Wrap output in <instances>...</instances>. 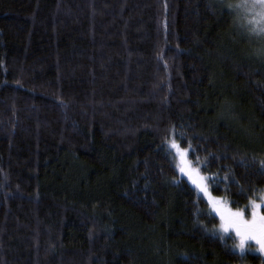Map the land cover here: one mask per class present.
I'll list each match as a JSON object with an SVG mask.
<instances>
[{"label":"trees","instance_id":"trees-1","mask_svg":"<svg viewBox=\"0 0 264 264\" xmlns=\"http://www.w3.org/2000/svg\"><path fill=\"white\" fill-rule=\"evenodd\" d=\"M230 1L0 0V264H264L166 148L234 210L264 189V64Z\"/></svg>","mask_w":264,"mask_h":264},{"label":"rangeland","instance_id":"rangeland-1","mask_svg":"<svg viewBox=\"0 0 264 264\" xmlns=\"http://www.w3.org/2000/svg\"><path fill=\"white\" fill-rule=\"evenodd\" d=\"M245 2L250 4L252 3V0H231L228 5L234 6L238 3ZM231 10L235 17L236 38L246 44V47H244L245 54L250 58V60L264 64V31H261V29H264V19H262L258 14L261 9L257 6L247 10L231 7ZM231 114L232 112L227 109V106L220 108V115L230 116ZM235 120L239 121L237 118H235ZM235 124L238 133H240L249 142L248 148L250 150L255 148L257 143L254 138L250 136L252 127H246L245 124L240 125V123ZM173 144H176L177 147H172ZM166 148L173 160L175 169L179 176L185 179L195 190L197 195L207 203L210 213L217 219L218 224L216 227V233L222 237H231L234 241V248L237 253L244 254L249 252L259 255L264 260V251H261L260 245L255 239H245L243 249L235 247V245L240 243V238L236 236V233L232 228H229L227 232L221 230L220 225L222 221L220 215H218L217 211L213 208L214 204L215 209H218L220 213H223L226 216L228 213L240 211L243 219L251 220L252 208L250 203H248L245 208L234 210L230 207L227 200L213 197L209 190L207 178L201 175L198 168L189 162L187 151L174 142L173 138L168 140ZM181 168L184 169V173H181ZM193 181H195V183ZM197 184L201 185V187H203L206 191H201V188L197 187ZM261 194H264V189L253 200L264 203V201L260 200ZM257 211L260 215H264V207L258 209Z\"/></svg>","mask_w":264,"mask_h":264},{"label":"snow or ice","instance_id":"snow-or-ice-1","mask_svg":"<svg viewBox=\"0 0 264 264\" xmlns=\"http://www.w3.org/2000/svg\"><path fill=\"white\" fill-rule=\"evenodd\" d=\"M259 6L261 11L258 13L262 19H264V0H252V3H238L236 5H229V7H235L240 9H251ZM264 31V29H261ZM172 147H177L176 144H173ZM261 167H264V162L261 163ZM181 173H184V169H180ZM195 183V181H193ZM197 187L201 188V191H206L201 185L197 184ZM260 200L264 201V194L260 195ZM211 203V200H210ZM252 208V218L251 220L243 219L242 213L240 211L228 213L227 216L223 213H220L218 209L217 214L221 218V230L227 232L229 228H232L236 236L240 238V243L235 245L241 249L244 248L245 239H255L256 242L260 245L261 251H264V215H260L257 211L258 209L264 207V203L257 202L255 200L249 201Z\"/></svg>","mask_w":264,"mask_h":264}]
</instances>
